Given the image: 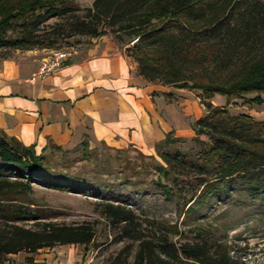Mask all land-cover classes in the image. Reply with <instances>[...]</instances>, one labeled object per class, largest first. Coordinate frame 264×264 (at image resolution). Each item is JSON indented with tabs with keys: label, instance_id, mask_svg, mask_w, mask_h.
<instances>
[{
	"label": "trees",
	"instance_id": "trees-1",
	"mask_svg": "<svg viewBox=\"0 0 264 264\" xmlns=\"http://www.w3.org/2000/svg\"><path fill=\"white\" fill-rule=\"evenodd\" d=\"M51 19L58 21L45 30L43 25ZM108 34L122 43L137 39L125 52L147 82L200 92L206 114L192 123L196 136L191 139L200 149L183 150L187 139L172 132L155 145L163 163L156 162V181L164 196L188 217L238 182L247 185L254 198L263 199L264 121L231 115L228 106H216L212 100L220 94L228 104L233 99L264 104V0H94L84 8L68 0H0V50L53 49L60 38L82 36L90 41ZM79 148L84 157L87 141ZM48 151L72 152L49 145L37 154L33 145L0 132V264L20 252L32 254L57 245L87 249L94 244L90 224L47 222L31 229L13 223L38 215L30 207L35 201L30 196L33 184L94 189L88 182L79 184L80 172L73 173L69 165H52ZM100 208L101 216L117 229L116 241L130 242L117 254L118 264H248L203 226L190 228L195 238L183 240L184 232L176 225L160 222L152 231L143 228L129 208L110 203ZM134 244L137 249L129 263Z\"/></svg>",
	"mask_w": 264,
	"mask_h": 264
},
{
	"label": "crops",
	"instance_id": "crops-1",
	"mask_svg": "<svg viewBox=\"0 0 264 264\" xmlns=\"http://www.w3.org/2000/svg\"><path fill=\"white\" fill-rule=\"evenodd\" d=\"M90 41L83 56L69 54L45 75L43 50L0 61V132L33 145L37 154L49 145L77 150L86 140L89 149L155 156L156 143L169 132L196 136L192 123L206 114L200 92L147 82L122 47L104 36ZM62 246L70 245L37 250L47 252L30 256L33 264H77Z\"/></svg>",
	"mask_w": 264,
	"mask_h": 264
},
{
	"label": "rangeland",
	"instance_id": "rangeland-1",
	"mask_svg": "<svg viewBox=\"0 0 264 264\" xmlns=\"http://www.w3.org/2000/svg\"><path fill=\"white\" fill-rule=\"evenodd\" d=\"M93 1L68 0L70 5L77 8L90 7ZM57 21V19L49 20L43 25L44 29H51ZM104 37L115 42L124 51L127 48L132 49L137 41L133 39L122 43L112 34ZM89 42L91 43L89 38L82 36L60 38L53 49L34 50H43L46 59L55 51L81 57ZM23 52L25 51L0 50V61L3 58H14ZM257 95L255 93L248 97ZM260 96L264 99V93ZM214 98L213 104L220 107L228 106L231 115L247 114L257 121H264V104L246 105L243 99H233L228 104L227 97L220 94H216ZM202 138L207 140L206 136ZM181 148L195 152L200 146L187 139ZM82 152L79 148L66 155L60 152L49 154V151L47 154L52 165H69L73 173L80 172L78 176L82 182L79 184L88 182L94 185V189L70 191L49 189L33 184V193L30 196L35 201L30 207L35 208L38 214L36 219L13 223L31 229H37L42 223L47 222L72 226L90 224L95 234L93 245L88 246L87 249L81 245L62 246L61 249L65 254L71 252L76 257L74 259H77V264H118L115 260L117 254L130 242L116 241L117 229L101 216L100 208V204L103 203L118 204L133 210L145 229L156 231L161 227L158 223L167 222L182 229L184 232L182 239L188 240L195 238V233H189L190 228L203 226L214 238L225 240L233 256L243 258L248 264H264V198H254L247 185L238 182L236 188L218 194L199 208L192 217H188L173 200L164 196L158 186L156 181L158 172L155 166L156 162L160 164L162 162L156 153L152 159L131 148L119 153L105 147H97L86 150L84 157ZM1 222L0 219V224ZM178 238V236L174 237L175 240ZM136 249L137 245H132L128 257L129 263L133 261ZM45 252L47 251L43 250L37 254L20 252L6 257L1 264H33L28 261L31 259L30 256L42 255Z\"/></svg>",
	"mask_w": 264,
	"mask_h": 264
},
{
	"label": "built area",
	"instance_id": "built-area-1",
	"mask_svg": "<svg viewBox=\"0 0 264 264\" xmlns=\"http://www.w3.org/2000/svg\"><path fill=\"white\" fill-rule=\"evenodd\" d=\"M68 55L69 54L66 52H53L50 58L43 61L40 68V74L45 75L60 68L64 64V62H66Z\"/></svg>",
	"mask_w": 264,
	"mask_h": 264
}]
</instances>
